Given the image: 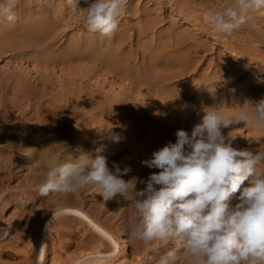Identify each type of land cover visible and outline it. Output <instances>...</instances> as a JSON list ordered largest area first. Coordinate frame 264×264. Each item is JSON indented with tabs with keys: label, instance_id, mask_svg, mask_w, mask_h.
Instances as JSON below:
<instances>
[{
	"label": "bare ground",
	"instance_id": "6f19581e",
	"mask_svg": "<svg viewBox=\"0 0 264 264\" xmlns=\"http://www.w3.org/2000/svg\"><path fill=\"white\" fill-rule=\"evenodd\" d=\"M15 3H18L15 11L19 19L14 27H9L3 17H0V61L4 57L11 56L12 59L24 57L30 50L62 63L67 62V55L81 56L95 53L99 61L112 66L122 75L130 73L131 66L133 67L132 55L125 50L127 43L125 37L129 36L134 28L129 27L127 20L121 19L122 16L120 21L123 24L119 23L117 31L110 38L89 32L83 23L84 31L77 37L69 39L70 43L63 48L64 56H61L57 53L58 42L67 23L63 20V15H60V10L56 9V4L48 0L45 2L15 0ZM78 6L83 9L87 5L84 0H80ZM162 11L164 10H161L159 5L154 4V14L147 18L139 29L141 34L154 31V70L151 74L154 72L155 78L160 82L167 81L171 77L184 78L187 70L196 66L198 59L209 50L207 43H211L212 40L218 42V38L208 31L207 26L199 24L197 20L196 25L190 22L187 24V27L192 28L199 26L193 31H188L183 23L171 21L170 28L160 32L165 21ZM255 15L253 14L248 24L236 34L229 36L238 44V49H234L230 57L221 55V74H213L202 79L209 94L205 96L206 100L218 101L215 102L221 108L240 110L239 107H243L247 101L264 98V77L259 78L261 73L264 76V11L259 12L258 16ZM250 21L254 22V29ZM243 31L247 32L242 33ZM220 50L229 54L226 47ZM231 57L235 59L240 57L237 60L239 69L235 68ZM7 65L12 66V63ZM255 65L257 70L254 68ZM15 68L22 72V68L18 65ZM168 70L173 73H168ZM250 70H255L253 80L251 78V81L237 87L234 77L238 78L241 72ZM32 71L37 74L38 69L35 67ZM219 79L223 80L224 84H220ZM222 88L227 90L219 95H213L221 92ZM54 90L55 85L49 80L39 79L37 83L30 82L24 77H18L14 71L8 73L0 69V236L3 235V231L8 233L3 240H0V264H33L38 253L41 264H118L120 255L123 257L120 264H132L131 248L127 242L130 240L126 237L127 226L123 224L116 226L120 214L127 216L131 229L135 226L138 217L135 210L129 207V201L119 194L105 201L93 184L74 194L40 196L36 188L41 178L35 176L34 169L30 167L34 162L42 161L45 156L56 163L69 162L71 158H78L82 152H89L88 148L94 141L95 145L111 144L112 150H108L104 156L107 166L114 171L112 160L119 157L121 149L120 142L108 140V132H114L110 129L113 125L105 118L110 110L112 115L119 118L120 123L129 126V129L122 130V134L117 130L121 136L120 140L133 138L132 151L129 153L130 162L127 160L120 162L121 170L130 167L131 171L120 178L128 181L135 176L146 180L151 173L158 170L149 169L141 162L150 159L151 154L167 142L175 143L177 130L167 128L165 125L155 126L149 131L145 143L141 144L140 138L144 133L141 130L136 131L138 124L134 117L128 115L134 113V108L110 109L111 103L106 101L102 103L98 115L100 118H95L94 126L86 127L93 133L89 134L88 130L80 131L76 142L74 128L77 126L76 124L75 127L73 126V118L78 110H85L78 105L82 103L89 106L88 98H93V92L80 88V96L76 99L78 102L70 110L68 103L62 104L65 101L63 98L66 97L63 93H59L60 99L46 98ZM115 93L139 103L140 96L128 86L120 87ZM96 103L97 100L94 99L91 105ZM245 109H248L247 105ZM17 113L22 116V122L17 121ZM27 119L34 121V126L30 127V130L20 126ZM201 119L194 124H198ZM59 123L66 124L62 128L67 130L64 140L47 137L45 132L48 130L53 133ZM247 128L253 135L260 132L254 126ZM221 131L228 142L231 139L230 132L225 128ZM237 131L238 133L233 135L235 139L231 140L235 149H246L255 153L260 146L264 148V137L244 139L241 135L243 129L239 125ZM65 139L71 140L68 144L69 151L64 146ZM28 149H33L30 158L25 156ZM15 165H18L19 170L14 174ZM258 170L264 169L258 168ZM243 186H247V182ZM143 187L144 184L136 185L137 190ZM236 195L238 196L239 193ZM56 200L64 202L65 211L55 219L53 227L48 232L45 226L52 221ZM238 202L233 199L232 205ZM111 207L116 211V215L105 221L102 220L101 214ZM156 244L158 248L163 249L155 258L158 259L168 250L169 245L162 241H157ZM43 245L47 247L40 250ZM181 253H178L177 263L187 264Z\"/></svg>",
	"mask_w": 264,
	"mask_h": 264
},
{
	"label": "clouds",
	"instance_id": "9594fccd",
	"mask_svg": "<svg viewBox=\"0 0 264 264\" xmlns=\"http://www.w3.org/2000/svg\"><path fill=\"white\" fill-rule=\"evenodd\" d=\"M62 2L69 11L81 14L89 32L107 38L117 31L127 5V0H84L87 6L79 9L80 0ZM14 4L15 0H0V17L9 27L19 19ZM261 11L264 0H232L222 10L204 12L202 22L227 37ZM239 109L229 116L220 106L206 107L190 134L177 130L175 143L167 142L141 162L158 170L146 180L120 178L131 168L121 170L113 163L114 171L110 170L102 154L105 146L100 144L69 162L56 163L47 156L34 162L30 168L41 178L36 190L43 197L69 195L93 184L105 201L121 195L138 217L129 238L145 245L154 241L169 245L154 264H177L180 252L187 264H264V170H258L264 169V148L260 146L255 153L237 150L231 143L234 131L228 142L221 131L241 122L264 130V98L247 101ZM120 139L118 133L108 132L110 142ZM31 150L25 156L30 158ZM245 182L247 186H243ZM138 183L145 187L137 190ZM233 199L239 201L234 206ZM64 211V202L56 200L46 231L50 232ZM7 235L3 231L0 240ZM151 260L146 257V264ZM33 264H41L39 253Z\"/></svg>",
	"mask_w": 264,
	"mask_h": 264
},
{
	"label": "rangeland",
	"instance_id": "374dc122",
	"mask_svg": "<svg viewBox=\"0 0 264 264\" xmlns=\"http://www.w3.org/2000/svg\"><path fill=\"white\" fill-rule=\"evenodd\" d=\"M24 1L25 0H22V2ZM43 1L45 2L46 0ZM48 2L56 4V9L60 10V15H63V20L67 23L58 42L59 48L57 47V53L64 56L63 48L70 43L68 42L69 39L77 37L80 32L84 31V21L81 19V14L78 11H69L66 9L62 0H48ZM231 2L232 0H127V5L121 19H126L128 26L134 28V31L130 32V35L125 37L127 42L125 44V50L131 53V64L133 65V67L131 66L130 73L127 75H122L112 66L99 61L95 53L81 56L78 54H73L72 56L67 55V62L62 63V61L46 57L41 53L32 52L34 50H30L24 57H17L16 59H12L11 56L7 58L4 57L0 61V69L8 73L14 71L18 77H24L30 82L37 83L39 79L51 81L55 85V90L51 95H47L46 98L49 99L52 97L60 99L59 93H63L66 97L63 98L65 101L62 104L68 103V108L70 110L73 109L76 102H78L76 99L77 96H80V88L92 91L93 98H88L90 101L89 106L82 103L78 105L85 110H78L77 115L73 118V126L75 127V124L77 126L74 128V131H76L74 140H76V142L80 131L88 130L89 134L93 133L86 127L94 126L93 123L96 120L95 118H100L98 115L102 103L106 101L109 104L111 103L110 109L116 107L123 108V110L124 108L128 109V107L134 108V113L128 115L135 118L136 124H138V129H136V131L141 130L142 133H144L140 138L141 144L145 143L149 131L158 125H165L167 128L170 127V129L174 130H184L190 134L193 127L197 124L194 123L202 118L203 111L206 107L219 106L216 100V102L210 99L206 100L205 96H209V94L205 87L206 84L203 83L204 80L202 79L208 78L213 74L220 75L222 72V67H220L221 55L225 54L227 57L232 56L233 50L238 49V44L233 42L229 36H221L207 26L208 31L218 38V42L215 43L212 40L211 43H207L209 50L206 51L207 53L203 57L198 59L196 66L187 70L184 78L174 79L171 77L167 81L162 80L160 82L155 78L154 72L151 74V71L154 70V31L141 34L139 29L144 25L145 20L154 14V4L159 5L160 9L164 10L161 12L165 15L164 26L160 30L161 32L170 28L169 22L171 21H178L179 24L183 23L185 27H187L188 22L192 25H196L197 21L199 24H203L202 16L204 12L222 10L224 7L230 5ZM14 7H18V3H15ZM258 13L255 14L257 15ZM250 22L252 23L251 27L254 29V22ZM120 24H123V22L120 21ZM198 28L199 26L195 28L187 27V30L193 31ZM237 32L238 31H235L232 34H236ZM245 32L247 31H243L242 33ZM207 41H209L208 38ZM222 47H226L229 54H226V51L220 50ZM231 59L234 60L235 68L239 69V62L237 60H239L240 57L237 59L231 57ZM7 63H12V66H8ZM16 65L22 68V72H19L15 68ZM35 67L38 69L37 74L32 71ZM254 68L256 69V65ZM254 72L255 70L241 72L238 78L234 77L233 80L236 81L237 87L243 85L245 82L253 80L252 77H254ZM168 73L173 72L168 70ZM263 77L262 73L259 74V78ZM219 82L220 84H224V81L221 79H219ZM39 84L42 85L41 83ZM123 86H128L135 94L140 96L139 103H135L130 98L115 93V91ZM225 90L227 89L222 88L221 92L213 93V95L224 93ZM94 99L97 100V103L91 105ZM104 107L109 108V106ZM88 111L90 113H88ZM220 111L229 116H234L239 110L235 108H221L220 106ZM123 113L124 111L122 114ZM16 117L18 122H22V116L19 115V113L16 114ZM105 118L114 126H111L110 129L115 133L120 132V134H122V130L129 129V126L120 123L119 118L112 115L110 110ZM63 125L66 124L59 123L53 133L47 130L45 135L54 140L60 138L64 140L67 130L62 129L64 127ZM238 125L243 129L241 135L244 139L264 137V130H260L258 133L260 136H258V134L253 135L250 130L245 127L243 122L225 129L229 132L234 131L232 135L235 136V134L238 133ZM20 126L30 130L29 128L34 126V121L27 119L23 121ZM117 130L119 132H117ZM250 134H252V137H250ZM65 140L64 146L69 151L68 144L71 140ZM132 141L133 138L119 141L121 152L117 159L112 160L114 163L118 164L119 167L121 161L126 162L127 160V162H130L131 158L129 153L132 151ZM99 145L100 144L95 145V142L92 141L88 151H92L94 147ZM103 145L105 146L103 155H105L104 153L108 150H112L111 144ZM18 170V165H15L13 173H18ZM101 215L102 220L105 221L109 217L116 215V211L111 207ZM117 219L116 226H122V224L125 227L127 226L126 237L130 240L127 242L131 248L132 264H146V257L149 256L152 257L153 260L147 261V264H154L155 258L163 250L158 248L156 244L157 241L152 242L151 245H145L141 241L130 239L129 233L132 229L127 216L125 217L123 214H120ZM137 221L138 220H136L135 224ZM181 256H184L183 253H181ZM122 260L123 257L120 255L118 264H120Z\"/></svg>",
	"mask_w": 264,
	"mask_h": 264
}]
</instances>
